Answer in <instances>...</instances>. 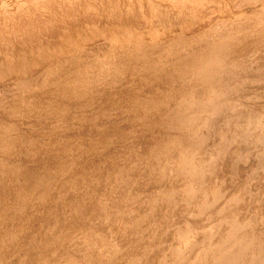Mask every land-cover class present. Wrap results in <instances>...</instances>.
I'll return each mask as SVG.
<instances>
[{"label":"rangeland","instance_id":"1","mask_svg":"<svg viewBox=\"0 0 264 264\" xmlns=\"http://www.w3.org/2000/svg\"><path fill=\"white\" fill-rule=\"evenodd\" d=\"M5 1L6 5L0 6V25H2L0 26V43H17V40L35 37L38 41L36 45H33L35 48L43 45V39L55 40L58 34L54 29H57L62 22L74 21L75 15H80L79 20L85 19L87 16L85 10L89 9L91 5L107 9L114 7L104 0ZM124 1L120 0L124 7L122 13L88 12V15L91 18L96 17L98 22L102 21L116 26L115 31L119 29L123 32L119 35L120 38L130 34L142 35L149 31L153 34L152 40L169 42L165 47L167 50L163 49L164 52L161 50L163 53L156 56L155 62L150 64L152 69L150 68L149 71L151 73H154L156 66L158 67L162 61L167 62L169 60L171 64L189 65L196 61L195 59L202 58L199 66L202 63L208 64V61L214 62L216 66H222L226 62L221 64L211 58V51L219 46L214 39H218L222 45H225L224 47H228V43H231L233 38L235 40L240 39L239 43L245 41L246 44L248 40L257 41L264 37V28L260 24L252 28L250 26L230 28L225 24H220L215 28L217 32L223 34L220 38L210 39L213 40L211 42L208 41L207 36L200 39L203 37L201 31L208 26L210 27L212 23L214 24L217 16L221 13L219 6L215 5L213 0ZM228 1L232 11L242 10L240 6L244 5V0L237 1L238 5L235 6L234 0ZM245 1L249 6H261L258 11L264 13V0ZM80 4L82 5L80 6ZM159 4L166 5L167 8L160 10L157 6ZM27 5L33 6L31 12L29 10L32 6L28 7ZM47 7L49 8L47 9ZM26 9L27 12L24 13L23 11ZM3 11L6 12L5 15H3ZM35 14L38 16H34ZM142 14L148 15V19H139ZM64 15H66V19ZM28 18L29 20H27ZM247 18L241 19L238 24L254 22ZM257 20V23L264 22V19ZM154 24L156 25L154 26ZM9 29L13 35L11 31L8 32ZM26 31L28 32L26 33ZM189 38L199 39L195 42L196 45L192 46L195 48L190 49L184 44V40ZM88 47H94L93 43H90ZM152 47V50H158V48ZM229 48L231 47L221 48L223 49L222 53H225ZM170 53H174L178 59H174L175 57L172 59L173 55L170 56ZM37 55V53L34 54V56ZM100 56L102 54L97 52L94 58L97 59ZM161 58L163 60H160ZM18 59L21 58L13 56L4 71L0 72V77L9 76L13 68L19 69V71L16 70L20 73L14 84L9 86V91L0 90V94H2L0 95V103L10 102L16 96L35 90L38 88L41 77H43L42 74L33 81L23 83V80L20 82L19 80L27 78V72L34 70L36 73H40L43 66L41 64L36 66L32 59L27 64H21ZM144 64V59H141V62L137 61L133 66L135 70H139ZM245 65H248L246 66L248 71L254 75L255 82L248 84H244L245 82L231 83L228 72L213 76L198 75L196 77L194 75L193 78L187 77L184 80L176 78V74L172 73L171 75L166 74L168 77L165 76V78L156 80L160 87L167 89L166 92L184 88L187 85L192 88L202 85L200 90L203 92L208 89L211 94L216 96V100L210 102L211 104L209 103L208 113L196 123L192 120L195 111L193 108L195 105L199 107V104L191 101V93H188L182 103H177L174 99L166 100L165 107L156 106L151 112L153 119L155 116L154 125L153 122L152 125L147 122L146 125L135 127L133 134L138 141L133 157L126 155V145L114 144L121 156L116 164L109 158L101 161L104 170L99 171L97 175V179L101 182L100 187H94L93 191L91 190L96 199L91 203V208H85L84 214L78 216L79 220L82 218L89 220L94 217L91 209L98 210L99 220L92 225V234H96V240L99 242L104 241L110 235L109 240L104 243L106 245H102L103 248L96 249L91 247L92 245L89 246L92 248H90L92 252L87 253L89 259L85 264H264V58L258 57L255 62H246ZM171 68L173 67L168 69ZM148 79L152 80L151 78ZM198 80L203 81V84L202 82L198 83ZM195 95L198 99L199 94L196 92ZM242 95L245 99L239 100V96ZM163 97V94L157 95V102L162 103ZM2 112L4 111H0L1 115ZM98 117L100 121L104 118L103 122L110 119L109 115L106 116V114H94L89 116L87 121L93 122ZM244 119L249 122H244ZM150 121H152L151 118ZM103 122L99 126V133L103 135H98L104 141L107 131L102 130ZM256 122H260V124L257 126ZM83 129L76 126L69 132L76 135L74 144L77 146L88 144L82 139ZM185 132H188V135L185 136ZM155 135L156 138L152 141ZM215 136L218 138L213 139ZM184 137L187 139V143L183 144L180 141ZM38 149H42V147ZM156 149L160 150L161 153L157 152ZM144 151L148 153L142 161L140 156ZM101 153L106 156L108 149H103ZM181 157L183 163L180 161ZM191 158L197 159V168L191 174H187L181 165L190 162ZM47 160L52 162L53 158L49 156ZM67 161L75 160L68 158ZM128 166L132 169H127ZM127 176L129 178L125 179ZM125 184L128 186L126 191L120 193L117 190L118 187ZM79 185V183L72 184L69 190H79ZM81 191L82 189L79 190V192ZM155 193H160L159 199L173 197L174 199L187 200V207L192 212L190 213L189 210L188 217L184 216L173 226L160 230V242L156 246V253L136 252L134 249L136 244L142 243L147 233V228L145 229L143 226L148 225L151 221L148 222L147 213L140 210L138 206L135 213H131L134 211L131 197L136 198L144 194L146 195L145 199H147L151 198L149 197L150 194ZM4 215L10 218L17 214L5 213ZM41 221L33 223L29 217L23 216L18 227L14 230L21 235L19 245L25 244L27 246V250L19 258L21 259L20 264H38L40 262L41 264H58L55 251L52 248L40 247L38 250L31 248L33 235L38 236L39 232L45 228L44 222ZM80 225L78 223L76 227L80 228ZM101 230L104 231L101 232ZM30 231L34 234L30 235ZM15 247L16 245L12 241L7 243L4 248L12 252ZM37 251L42 252L40 260L36 256ZM6 255L9 256V254Z\"/></svg>","mask_w":264,"mask_h":264},{"label":"bare ground","instance_id":"2","mask_svg":"<svg viewBox=\"0 0 264 264\" xmlns=\"http://www.w3.org/2000/svg\"><path fill=\"white\" fill-rule=\"evenodd\" d=\"M104 1H108L110 6L117 7L107 9L91 5L89 9L85 10L87 13L85 19L79 20L80 15H75L74 21L62 22L57 29H54L58 34L57 38L52 41L43 39V45L45 46L41 45L35 48L33 45L38 43L35 37L17 40V43H0V72L4 71L13 56L21 58L22 60L18 59L21 64H27L32 59L36 66H38L37 64L43 66V70L40 71L41 74L31 70L26 73L28 74L26 79H18L20 82L24 80L23 83H27L43 74L38 82V88L16 96L10 102L0 103V111H4L2 115L0 113V264H20L21 259L19 258L27 250L25 244L19 245L21 235L14 231L23 216L29 217L33 223L41 220L44 222L45 228L42 232H39L38 236L31 231L29 232L30 235L34 234L31 248L36 250L40 247L52 248L55 251L54 254L58 264H85L89 259L87 253L92 252L90 248L102 247L109 240L110 235L104 239V241L107 239L105 242H99L96 240V234H92L91 227L95 221L99 220L98 210L91 209L94 217L89 220L78 219L80 214H84L85 208H91V203L96 199L91 190L93 191L94 187H100L101 182L97 179V175L99 171L104 170L101 161L109 158L116 164L121 156L117 148L114 147L116 143L126 145L127 149H124L126 155L133 157L138 141L133 134L135 127L146 125L147 122L150 125L153 122L154 125L155 116L153 115V119L151 112L154 111L156 106L165 107L166 100L174 99L175 102L182 103L188 93H191V101L199 104V107L195 105L193 108L195 110L192 115L194 123L206 116L209 103L216 100V96L211 94L208 89L203 92L200 90L202 85L195 88L187 85L184 88L172 89L166 92L167 89L160 87L156 80L162 77L165 78L166 74L171 75L172 73L176 74V78L184 80L187 77L193 78L194 75L196 77L198 75L213 76L228 72L231 83L245 82L244 84H248L256 81L254 75L248 71L246 67L248 65L245 64L246 62H255L258 57L264 58V37L257 41L248 40L246 44L245 41L239 43L240 39L235 40L233 38L231 43H228V47L231 48L225 53H222L223 49L221 48L227 49L228 47H224L225 45L214 38H220L223 35L215 30L216 26L220 24H225L230 28H244L246 26L252 28L260 24L264 28V22L257 23V19H264V13L258 11L261 6H249L244 0V5L240 6L242 10L232 11L227 3L228 0H213L216 3L215 5L219 6L221 13L217 16L214 24L212 23L210 27L208 26L201 31L203 37L200 39L207 36L210 42L213 41L210 39L216 40V44L219 46L211 51V58L221 64L226 62L224 65L216 66L214 62L208 61V64L204 65L202 63L199 66L202 58L195 59L196 61L189 65L171 64L169 60L167 62L162 61L158 67L155 65L156 69L154 73H151L149 71L150 64L155 62L156 56L164 52L163 49L167 50L165 47L169 42L152 40L153 34L149 31L142 35L130 34L127 37L120 38L119 35L123 32L119 29L115 31L116 26L102 21L98 22L96 17L91 18L88 15V12L107 13L106 11H108L117 14L124 11L121 4L123 2H120V0ZM234 1L235 6L238 5L240 0ZM5 2V0H0V6L6 5ZM38 5L35 6L38 7ZM57 5L59 6V4ZM27 6L31 7L32 5ZM157 6L160 10L167 8L163 4ZM32 8L33 6L30 8V12L33 10ZM61 8L63 10V7ZM22 9L24 10V8ZM23 12L26 13L27 9ZM50 12H52L51 9ZM57 12L59 13V11ZM68 14L70 13L68 12ZM143 14L140 15L139 19H148V15ZM34 16H38V14ZM244 18L254 22L239 25L238 21ZM136 24L138 23L136 22ZM10 25L12 24L10 23ZM21 26L23 27V25ZM10 31L9 29L8 32ZM197 40L199 41V39L189 38L184 40V44L190 49L195 48L192 46L196 45ZM90 43H93L94 47H88ZM152 46L158 48V50H152ZM97 52H100L102 56L96 59L94 57ZM36 53L38 55L34 56ZM170 56L173 59L175 54L170 53ZM163 58L160 60H163ZM141 59H144L145 64L141 65L139 70H135L134 63L141 62ZM174 59L178 58L175 57ZM171 66L173 68L168 69ZM16 69L13 68L9 76L0 77V90H10L9 86L19 78V69H17L18 71ZM197 82L203 84L201 80ZM213 87L216 89L215 86ZM196 92L199 94L198 99L195 95ZM159 94L164 96L162 103H158L156 100ZM239 98V100L245 99L243 95ZM94 114H106V116L109 115L110 119L103 122L104 118L100 121L98 117L93 122L91 120L87 121V118ZM150 118L152 121H150ZM102 122L104 123L101 126L102 130L107 131L105 132L106 141H103V138L98 135L101 134L99 133V126ZM244 122L249 121L244 119ZM256 123L257 126L260 124V122ZM76 126L77 128L78 126L84 128L82 139L88 143L87 145L77 146L74 144L76 135L69 132ZM186 134L188 135V132H185V136ZM155 138L156 135L153 136L152 141ZM217 138L215 136L213 139ZM180 142L187 143V139L184 137ZM39 147H42V149H38ZM106 148L108 153L104 156L105 154L101 152ZM157 152H160V150H157ZM147 153V151H144L141 154L140 159L142 161L147 157ZM49 156L53 158L52 162L47 160ZM68 158H73L75 161L69 162L67 161ZM180 161L183 163L182 157ZM196 161L197 159L191 158L190 162L181 166L187 174H191L197 168ZM127 169L132 168L128 166ZM128 178L127 176L125 179ZM75 183L80 184L79 190L82 189L81 192L79 190H69L72 184ZM127 187V184L121 185L117 190L120 193L125 192ZM159 194H150L149 197L151 198L147 199H145L146 195L144 194L136 198L131 197L134 208L131 213H135L138 206L140 210L147 213L148 222L151 221L146 225L147 227L143 226V228H147V233L142 243L136 242L134 248L136 252L149 254L157 251L156 246L160 242V230L173 226L179 222V219H183L184 216L189 214L190 209L187 207V200L174 199L173 197L159 199ZM191 212L192 210H190ZM5 213L17 215L9 218L4 215ZM78 223L81 224L80 228L76 227ZM12 241L16 245L14 251L5 250L6 244ZM90 245L92 246L89 247ZM6 254H9V256ZM159 254L161 253L159 252ZM36 256L40 260L42 252L37 251ZM38 264H41V262Z\"/></svg>","mask_w":264,"mask_h":264}]
</instances>
